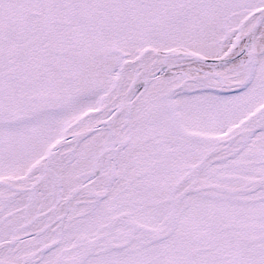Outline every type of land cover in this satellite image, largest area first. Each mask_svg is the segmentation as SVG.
Here are the masks:
<instances>
[{"label":"snow or ice","instance_id":"obj_1","mask_svg":"<svg viewBox=\"0 0 264 264\" xmlns=\"http://www.w3.org/2000/svg\"><path fill=\"white\" fill-rule=\"evenodd\" d=\"M0 264H264V0H0Z\"/></svg>","mask_w":264,"mask_h":264}]
</instances>
